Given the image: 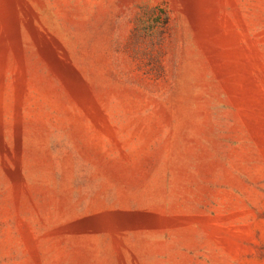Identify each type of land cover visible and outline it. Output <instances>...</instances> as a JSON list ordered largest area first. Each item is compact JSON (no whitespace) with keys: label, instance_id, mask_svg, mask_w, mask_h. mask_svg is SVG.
I'll list each match as a JSON object with an SVG mask.
<instances>
[{"label":"rangeland","instance_id":"obj_1","mask_svg":"<svg viewBox=\"0 0 264 264\" xmlns=\"http://www.w3.org/2000/svg\"><path fill=\"white\" fill-rule=\"evenodd\" d=\"M0 264H264V0H0Z\"/></svg>","mask_w":264,"mask_h":264},{"label":"water","instance_id":"obj_2","mask_svg":"<svg viewBox=\"0 0 264 264\" xmlns=\"http://www.w3.org/2000/svg\"><path fill=\"white\" fill-rule=\"evenodd\" d=\"M87 218H91V217H87ZM84 219H86V218H84ZM81 220H83V219H81ZM81 220H79V221H81Z\"/></svg>","mask_w":264,"mask_h":264}]
</instances>
